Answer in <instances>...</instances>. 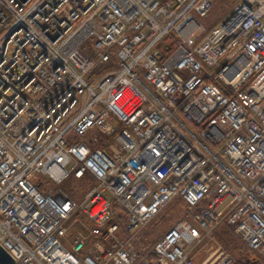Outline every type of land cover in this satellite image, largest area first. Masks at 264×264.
Returning <instances> with one entry per match:
<instances>
[{
	"label": "built area",
	"instance_id": "built-area-1",
	"mask_svg": "<svg viewBox=\"0 0 264 264\" xmlns=\"http://www.w3.org/2000/svg\"><path fill=\"white\" fill-rule=\"evenodd\" d=\"M212 1L0 0V246L14 264H196L220 223L264 261V0L206 30ZM36 176L89 187L75 202ZM175 196L187 215L137 246ZM230 263L215 248L199 264Z\"/></svg>",
	"mask_w": 264,
	"mask_h": 264
},
{
	"label": "rangeland",
	"instance_id": "rangeland-1",
	"mask_svg": "<svg viewBox=\"0 0 264 264\" xmlns=\"http://www.w3.org/2000/svg\"><path fill=\"white\" fill-rule=\"evenodd\" d=\"M241 0H213L212 5L205 16L199 17L198 21L209 29L216 25L230 10ZM89 185H86L82 180H77L72 176H68L59 184H49L47 188L64 191L75 202L82 199ZM186 208L184 201L175 196L166 206H164L153 218L148 220L139 232L137 246L146 245L150 247L160 236H162L172 225L180 218L186 216ZM119 224L123 227L125 224V216L119 217ZM76 227L84 229V226L77 225ZM127 235L128 232L123 228L118 232V235ZM215 248L222 249L231 256L230 264H248V251L242 241L232 232L229 226L220 223L217 227V232L214 233L212 239H204L197 247L193 249L195 254V263L199 264L210 252ZM259 264H263L260 263Z\"/></svg>",
	"mask_w": 264,
	"mask_h": 264
},
{
	"label": "crops",
	"instance_id": "crops-1",
	"mask_svg": "<svg viewBox=\"0 0 264 264\" xmlns=\"http://www.w3.org/2000/svg\"><path fill=\"white\" fill-rule=\"evenodd\" d=\"M225 224V223H224ZM226 225V224H225ZM227 226V225H226ZM243 243V242H242ZM244 244V243H243ZM245 246V245H244ZM246 250L248 251V253H249V255H248V261H249V263L248 264H259V262L260 263H263L264 264V261H263V259L259 256V255H257L256 253H254V252H252V251H250V250H248L247 248H246Z\"/></svg>",
	"mask_w": 264,
	"mask_h": 264
},
{
	"label": "trees",
	"instance_id": "trees-1",
	"mask_svg": "<svg viewBox=\"0 0 264 264\" xmlns=\"http://www.w3.org/2000/svg\"><path fill=\"white\" fill-rule=\"evenodd\" d=\"M34 183L39 190L44 192L47 189L46 186L48 185L49 181L44 179L42 176H36L34 179Z\"/></svg>",
	"mask_w": 264,
	"mask_h": 264
},
{
	"label": "water",
	"instance_id": "water-1",
	"mask_svg": "<svg viewBox=\"0 0 264 264\" xmlns=\"http://www.w3.org/2000/svg\"><path fill=\"white\" fill-rule=\"evenodd\" d=\"M0 264H14V260L0 246Z\"/></svg>",
	"mask_w": 264,
	"mask_h": 264
}]
</instances>
